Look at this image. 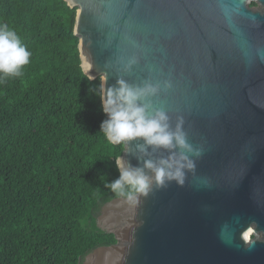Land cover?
Segmentation results:
<instances>
[{
  "label": "water",
  "instance_id": "95a60500",
  "mask_svg": "<svg viewBox=\"0 0 264 264\" xmlns=\"http://www.w3.org/2000/svg\"><path fill=\"white\" fill-rule=\"evenodd\" d=\"M65 1L77 10L85 74L105 87L160 84L148 99L173 128L182 118L201 150L182 185L103 204L98 226L117 241L84 264H264V9L252 0ZM139 143L124 145L133 165L168 155L144 156Z\"/></svg>",
  "mask_w": 264,
  "mask_h": 264
},
{
  "label": "trees",
  "instance_id": "16d2710c",
  "mask_svg": "<svg viewBox=\"0 0 264 264\" xmlns=\"http://www.w3.org/2000/svg\"><path fill=\"white\" fill-rule=\"evenodd\" d=\"M65 0H0V23L32 53L22 75L0 82V264H81L116 243L97 213L119 197L124 144L100 130L101 79L85 74Z\"/></svg>",
  "mask_w": 264,
  "mask_h": 264
},
{
  "label": "clouds",
  "instance_id": "9594fccd",
  "mask_svg": "<svg viewBox=\"0 0 264 264\" xmlns=\"http://www.w3.org/2000/svg\"><path fill=\"white\" fill-rule=\"evenodd\" d=\"M31 55L18 33L7 24L0 23V82L21 76L24 67L30 63ZM130 63H135V60ZM163 87L171 85L165 81ZM160 90V84L145 83L134 87L124 80H118L117 86L101 87L100 101L107 118L101 121L99 132L107 142L128 146L130 142L141 141L136 148L144 156H147L149 148L168 152L167 156L143 159L142 164L137 165L122 155L115 157L119 175L111 182L105 180L104 187L132 203H137L141 196H147L154 187H163L171 181L182 185L185 171L195 166L192 157L201 154L200 149L188 142L183 119L178 118L173 128L167 112L154 107L148 99ZM141 159L137 156L138 161Z\"/></svg>",
  "mask_w": 264,
  "mask_h": 264
},
{
  "label": "flooded vegetation",
  "instance_id": "af4514ba",
  "mask_svg": "<svg viewBox=\"0 0 264 264\" xmlns=\"http://www.w3.org/2000/svg\"><path fill=\"white\" fill-rule=\"evenodd\" d=\"M250 6L254 7V8H260V9H264V5L259 3L257 0H252L250 2Z\"/></svg>",
  "mask_w": 264,
  "mask_h": 264
},
{
  "label": "rangeland",
  "instance_id": "374dc122",
  "mask_svg": "<svg viewBox=\"0 0 264 264\" xmlns=\"http://www.w3.org/2000/svg\"><path fill=\"white\" fill-rule=\"evenodd\" d=\"M101 212H102V207L100 208L99 212L97 213V219H98V216L101 214ZM97 224H98V220H97ZM85 259H86V256L84 258H82L81 264H84Z\"/></svg>",
  "mask_w": 264,
  "mask_h": 264
},
{
  "label": "bare ground",
  "instance_id": "6f19581e",
  "mask_svg": "<svg viewBox=\"0 0 264 264\" xmlns=\"http://www.w3.org/2000/svg\"><path fill=\"white\" fill-rule=\"evenodd\" d=\"M250 237H251V234H250Z\"/></svg>",
  "mask_w": 264,
  "mask_h": 264
}]
</instances>
